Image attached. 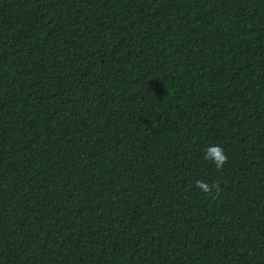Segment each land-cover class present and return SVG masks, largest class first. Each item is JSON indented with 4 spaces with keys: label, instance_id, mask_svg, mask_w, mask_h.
I'll return each instance as SVG.
<instances>
[{
    "label": "trees",
    "instance_id": "obj_1",
    "mask_svg": "<svg viewBox=\"0 0 264 264\" xmlns=\"http://www.w3.org/2000/svg\"><path fill=\"white\" fill-rule=\"evenodd\" d=\"M0 264H264V0H0Z\"/></svg>",
    "mask_w": 264,
    "mask_h": 264
},
{
    "label": "clouds",
    "instance_id": "obj_2",
    "mask_svg": "<svg viewBox=\"0 0 264 264\" xmlns=\"http://www.w3.org/2000/svg\"><path fill=\"white\" fill-rule=\"evenodd\" d=\"M205 160H210L213 162L217 168V170H222L223 166L228 162V157L224 153V149L219 145H211L205 150L204 154ZM196 186L205 194H209L215 189L217 192L219 189V182H214L209 185L207 182L198 180L196 181Z\"/></svg>",
    "mask_w": 264,
    "mask_h": 264
}]
</instances>
